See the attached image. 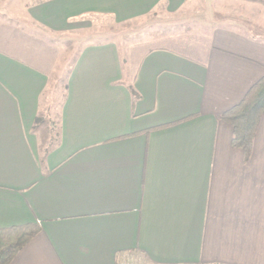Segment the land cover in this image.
Returning a JSON list of instances; mask_svg holds the SVG:
<instances>
[{"label":"crops","instance_id":"1","mask_svg":"<svg viewBox=\"0 0 264 264\" xmlns=\"http://www.w3.org/2000/svg\"><path fill=\"white\" fill-rule=\"evenodd\" d=\"M0 16V228L39 227L10 264H264V112L247 158L220 118L264 76V0ZM100 17L171 29L85 42L67 68Z\"/></svg>","mask_w":264,"mask_h":264},{"label":"trees","instance_id":"2","mask_svg":"<svg viewBox=\"0 0 264 264\" xmlns=\"http://www.w3.org/2000/svg\"><path fill=\"white\" fill-rule=\"evenodd\" d=\"M263 112L264 76L247 90L237 104L220 116L231 125V143L243 151L245 158L251 153L254 132ZM38 230V225L32 223L0 228V264H10L17 252Z\"/></svg>","mask_w":264,"mask_h":264},{"label":"rangeland","instance_id":"3","mask_svg":"<svg viewBox=\"0 0 264 264\" xmlns=\"http://www.w3.org/2000/svg\"><path fill=\"white\" fill-rule=\"evenodd\" d=\"M38 0H0V15L1 13H9L10 9L12 10L13 8L15 10H18L22 7V5H27L32 2H36ZM195 6L201 7L198 2H195ZM5 16V15H3ZM0 16V17H3ZM7 17V16H5ZM92 29L90 30L91 32H87V30H83L79 32L78 34L81 35V33L86 34L90 33L89 38H86L84 36H68L67 37V54H66V65L67 68H69L70 63L72 64V59L76 56L77 50L79 47L84 44L85 42H101V41H114L116 42L121 49H125V47L130 43L135 40H138L139 38L148 36L150 33L155 32L156 30H162L165 31L166 28L171 29V27H163V26H157L151 22V20L145 21L141 19H136L133 21H128V22H114L113 20L109 18H104L100 17L97 18L96 20H92ZM87 25V23H84ZM152 25L147 28V25ZM147 28V29H146ZM248 29H251L249 26L247 27ZM65 58V56H64ZM59 94L60 91L57 92L55 95L57 96L56 100H59ZM53 122L56 125V118L53 117L51 118Z\"/></svg>","mask_w":264,"mask_h":264},{"label":"built area","instance_id":"4","mask_svg":"<svg viewBox=\"0 0 264 264\" xmlns=\"http://www.w3.org/2000/svg\"><path fill=\"white\" fill-rule=\"evenodd\" d=\"M122 264H133V263H130V262H128V261H124Z\"/></svg>","mask_w":264,"mask_h":264}]
</instances>
